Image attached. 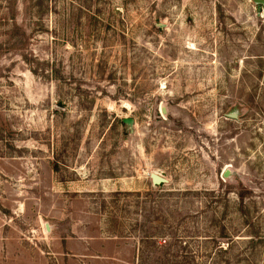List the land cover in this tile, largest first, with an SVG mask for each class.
<instances>
[{
    "label": "rangeland",
    "instance_id": "1",
    "mask_svg": "<svg viewBox=\"0 0 264 264\" xmlns=\"http://www.w3.org/2000/svg\"><path fill=\"white\" fill-rule=\"evenodd\" d=\"M0 264H264V4L0 0Z\"/></svg>",
    "mask_w": 264,
    "mask_h": 264
},
{
    "label": "water",
    "instance_id": "2",
    "mask_svg": "<svg viewBox=\"0 0 264 264\" xmlns=\"http://www.w3.org/2000/svg\"><path fill=\"white\" fill-rule=\"evenodd\" d=\"M257 3L259 4H264V0H255ZM159 27H164V24L160 23L158 24ZM161 111L163 114L167 113V108L166 107H161ZM234 116V115H232ZM124 123H126L129 127H132L133 125V119L132 118H125ZM230 173V170H226L225 171V175L227 176ZM151 178L153 180V182L155 183H161V182H165L166 179L159 177L158 175H156L155 173H151Z\"/></svg>",
    "mask_w": 264,
    "mask_h": 264
},
{
    "label": "bare ground",
    "instance_id": "3",
    "mask_svg": "<svg viewBox=\"0 0 264 264\" xmlns=\"http://www.w3.org/2000/svg\"><path fill=\"white\" fill-rule=\"evenodd\" d=\"M153 173H155L156 175H158L159 177H161V175L160 174H158L157 172H153ZM163 178V177H162Z\"/></svg>",
    "mask_w": 264,
    "mask_h": 264
}]
</instances>
